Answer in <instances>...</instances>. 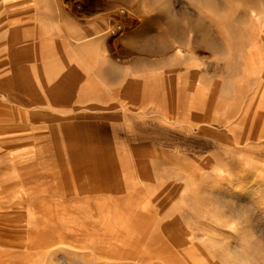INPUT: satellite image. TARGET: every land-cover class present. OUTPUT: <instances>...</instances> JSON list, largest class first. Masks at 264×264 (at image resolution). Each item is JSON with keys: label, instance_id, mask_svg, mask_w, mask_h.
<instances>
[{"label": "rangeland", "instance_id": "obj_1", "mask_svg": "<svg viewBox=\"0 0 264 264\" xmlns=\"http://www.w3.org/2000/svg\"><path fill=\"white\" fill-rule=\"evenodd\" d=\"M29 3L0 30L38 134L0 159V264H264V0Z\"/></svg>", "mask_w": 264, "mask_h": 264}, {"label": "crops", "instance_id": "obj_2", "mask_svg": "<svg viewBox=\"0 0 264 264\" xmlns=\"http://www.w3.org/2000/svg\"><path fill=\"white\" fill-rule=\"evenodd\" d=\"M31 1L0 0V30L5 28L8 31L9 27L17 25L20 33L25 31L21 27L32 16L30 14L33 10L28 7ZM36 14L40 16L39 12L34 10V15ZM33 18L35 17L33 16ZM35 23H38L37 19L34 20ZM161 48L162 44L159 43L158 45L154 44L151 50H160ZM15 110L18 113L13 111V107L7 99L0 97V159L3 161L9 160L11 157L18 158L20 154H26L25 149L31 151L30 149L35 148L38 144V134L34 130L35 127L31 124L32 122H26L27 113H24L26 110L22 109L23 111H21L19 109L18 111L17 108ZM16 114L24 116L18 117ZM11 149L14 153L11 152ZM15 151L17 152L15 153Z\"/></svg>", "mask_w": 264, "mask_h": 264}, {"label": "bare ground", "instance_id": "obj_3", "mask_svg": "<svg viewBox=\"0 0 264 264\" xmlns=\"http://www.w3.org/2000/svg\"><path fill=\"white\" fill-rule=\"evenodd\" d=\"M172 21V20H171ZM191 25H193V24H191ZM177 27V25H175L173 22H170V21H168L167 22V29H168V31H169V33H173L174 34V32L173 31H175L176 32V30H175V28ZM190 27V26H189ZM194 26H192V28H193ZM200 27V26H199ZM201 28V27H200ZM199 29V28H198ZM172 31V32H171ZM192 31V30H191ZM205 38V37H204ZM203 41H205V40H203Z\"/></svg>", "mask_w": 264, "mask_h": 264}]
</instances>
